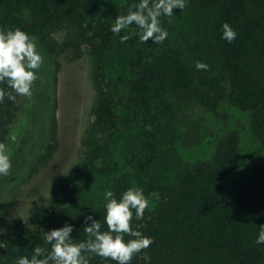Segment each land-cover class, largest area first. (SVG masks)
Segmentation results:
<instances>
[{
	"label": "trees",
	"instance_id": "trees-1",
	"mask_svg": "<svg viewBox=\"0 0 264 264\" xmlns=\"http://www.w3.org/2000/svg\"><path fill=\"white\" fill-rule=\"evenodd\" d=\"M136 2L0 0V28L34 36L45 63L55 33L63 35L58 51L85 50L94 88L76 169L58 179L46 202L9 221L0 233V264L30 257L35 246L48 248L45 233L65 223L74 226L76 242L86 239L84 216L103 222L104 191L119 197L133 186L150 204L131 226L153 243L131 264H264V244L255 243L264 224V164L242 161L239 131L219 111L227 103L247 113L251 134L264 146V0H188L203 33L192 59L166 41L141 43L131 35L120 42L135 26L114 35L110 25ZM225 22L237 32L231 43L221 38ZM197 60L208 69L197 70ZM44 65L37 70L44 80L32 85L34 99L21 105L13 92L15 100L0 102V143L10 153V137L22 129L36 134L37 144L22 156L36 169L58 145L52 72ZM196 111L221 117L223 128L209 126ZM205 142L207 157L181 156L180 148ZM90 264L116 262L93 256Z\"/></svg>",
	"mask_w": 264,
	"mask_h": 264
},
{
	"label": "rangeland",
	"instance_id": "rangeland-1",
	"mask_svg": "<svg viewBox=\"0 0 264 264\" xmlns=\"http://www.w3.org/2000/svg\"><path fill=\"white\" fill-rule=\"evenodd\" d=\"M181 11L178 8L173 9V17L161 18L162 27L168 31L165 41L185 59H192L198 55V48L196 53L195 49L202 41L203 33H199L196 28L191 4L187 2L185 9ZM62 38V33L52 35L46 46L52 50L51 57H48L46 63L43 60L41 65L42 68L45 64L46 70L52 72L49 85L52 87L58 145L49 161L36 169L30 165L31 163L22 162V156L30 154L29 149L32 148L33 143L37 144V135L34 134L31 138L27 131L22 129L15 135V141H10L8 146L13 150L9 153L12 168L9 176L0 177V233L6 229L12 218L17 216L25 218L29 208L46 202L58 179L74 171L80 159V142L84 129L90 121V107L94 98L91 81L92 61L85 50L79 54L70 48L58 51L57 46H60ZM44 78V75L39 76V80L43 81ZM28 98L34 99L33 93ZM28 98L21 96L20 104L27 103ZM28 107L29 110L35 111L32 105ZM27 110L28 108L25 107L19 117L22 118L27 114ZM219 111L227 113L228 118L224 119L227 126L239 131L242 161L264 164V146L251 134L248 114L227 103L223 104ZM195 114L203 115L209 126L223 128L221 117L217 118L201 111H196ZM210 147L211 145L205 142L196 147H182L180 153L185 160H194L207 157Z\"/></svg>",
	"mask_w": 264,
	"mask_h": 264
},
{
	"label": "clouds",
	"instance_id": "clouds-1",
	"mask_svg": "<svg viewBox=\"0 0 264 264\" xmlns=\"http://www.w3.org/2000/svg\"><path fill=\"white\" fill-rule=\"evenodd\" d=\"M188 0H137L126 9L125 14L117 15L110 31L118 35L124 29L135 26V31L120 36V42H126L136 35L141 43L149 40L162 44L168 37V31L162 27V17H173V9L184 10ZM181 11V12H182ZM171 21L169 20V23ZM237 32L227 23L221 25V38L228 43L234 41ZM43 56L37 48L34 36L20 28H0V102L7 96L15 100L16 95L30 97L32 85L39 77ZM197 70H207L208 65L195 61ZM11 89L12 91H6ZM15 141V136L10 137ZM12 162L8 147L0 143V177L10 175ZM150 201L140 187H128L119 197L113 190L104 191L103 222L91 215L84 216L83 230L86 239L76 242L72 236L73 225L65 223L59 228L48 230L44 242L49 247L35 246L31 256L16 258L15 264H90L91 257L99 256L115 261L116 264H131L136 253L147 249L153 239L144 235L139 228H133V216L140 220ZM107 226L106 229L104 226ZM256 244H264V224L258 227ZM127 237V239H126Z\"/></svg>",
	"mask_w": 264,
	"mask_h": 264
}]
</instances>
